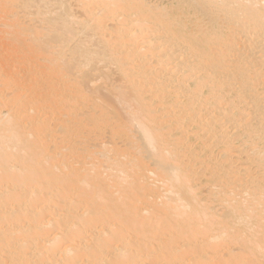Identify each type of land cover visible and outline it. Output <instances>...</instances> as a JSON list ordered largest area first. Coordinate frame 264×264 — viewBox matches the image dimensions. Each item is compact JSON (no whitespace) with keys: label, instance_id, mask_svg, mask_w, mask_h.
Segmentation results:
<instances>
[{"label":"bare ground","instance_id":"obj_1","mask_svg":"<svg viewBox=\"0 0 264 264\" xmlns=\"http://www.w3.org/2000/svg\"><path fill=\"white\" fill-rule=\"evenodd\" d=\"M0 264H264V0H0Z\"/></svg>","mask_w":264,"mask_h":264},{"label":"rangeland","instance_id":"obj_2","mask_svg":"<svg viewBox=\"0 0 264 264\" xmlns=\"http://www.w3.org/2000/svg\"><path fill=\"white\" fill-rule=\"evenodd\" d=\"M7 91H8V90L6 89V90H4V92H3V93H7Z\"/></svg>","mask_w":264,"mask_h":264}]
</instances>
